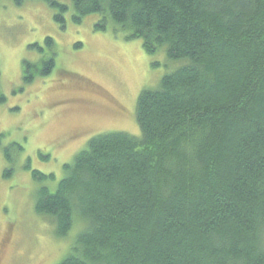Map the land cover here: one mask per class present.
<instances>
[{
  "label": "trees",
  "instance_id": "1",
  "mask_svg": "<svg viewBox=\"0 0 264 264\" xmlns=\"http://www.w3.org/2000/svg\"><path fill=\"white\" fill-rule=\"evenodd\" d=\"M71 2L185 64L139 93V136L94 135L37 190L54 236L75 231L58 264H264V0ZM53 65L24 60V82Z\"/></svg>",
  "mask_w": 264,
  "mask_h": 264
},
{
  "label": "rangeland",
  "instance_id": "2",
  "mask_svg": "<svg viewBox=\"0 0 264 264\" xmlns=\"http://www.w3.org/2000/svg\"><path fill=\"white\" fill-rule=\"evenodd\" d=\"M54 3L66 6L63 21ZM72 14L71 0H0V264H58L68 254L75 231L54 236L34 212L37 190H54L63 164L94 135L139 136V93L185 64L164 49L146 53L140 39L110 26L96 29L97 14L80 23ZM50 54L51 72L25 83L23 61ZM33 170L53 179H35Z\"/></svg>",
  "mask_w": 264,
  "mask_h": 264
},
{
  "label": "flooded vegetation",
  "instance_id": "3",
  "mask_svg": "<svg viewBox=\"0 0 264 264\" xmlns=\"http://www.w3.org/2000/svg\"><path fill=\"white\" fill-rule=\"evenodd\" d=\"M69 100H77V101H79V99H77V98H69Z\"/></svg>",
  "mask_w": 264,
  "mask_h": 264
}]
</instances>
